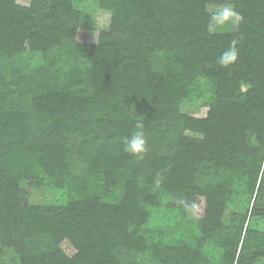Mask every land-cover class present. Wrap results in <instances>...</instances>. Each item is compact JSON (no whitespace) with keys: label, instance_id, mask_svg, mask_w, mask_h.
<instances>
[{"label":"trees","instance_id":"trees-1","mask_svg":"<svg viewBox=\"0 0 264 264\" xmlns=\"http://www.w3.org/2000/svg\"><path fill=\"white\" fill-rule=\"evenodd\" d=\"M97 3L103 29L74 0H0V264H262L264 0ZM223 3L235 33L207 28ZM137 120L143 158L122 150Z\"/></svg>","mask_w":264,"mask_h":264},{"label":"clouds","instance_id":"clouds-1","mask_svg":"<svg viewBox=\"0 0 264 264\" xmlns=\"http://www.w3.org/2000/svg\"><path fill=\"white\" fill-rule=\"evenodd\" d=\"M243 19L242 14L231 3H223L208 11L207 28L213 33L218 30L235 33L239 30ZM238 56V40L234 38L220 53L216 63L222 67H229L237 61ZM122 150L124 153L136 158H143L147 154L149 147L142 120H137L134 130L128 136L122 138ZM180 203L184 204L183 201H180ZM185 208L191 213L195 210V205H185Z\"/></svg>","mask_w":264,"mask_h":264},{"label":"rangeland","instance_id":"rangeland-1","mask_svg":"<svg viewBox=\"0 0 264 264\" xmlns=\"http://www.w3.org/2000/svg\"><path fill=\"white\" fill-rule=\"evenodd\" d=\"M97 1L98 0H74V5L77 9L81 10L84 13L87 19V26H94L95 28L103 29L110 26L112 14L110 11L101 8L98 5ZM95 34V32H84L81 35L85 37V39H93L92 37ZM41 58V54L38 53L28 52L22 55L23 62L30 68L36 66V64L38 63V61L41 60ZM201 102L202 101L184 102L180 106V112L182 114L197 113L200 109ZM29 192L30 198L34 203L54 204L64 200L65 198V193L57 191L54 188H31ZM165 201H168V199H166ZM165 201L164 203H166ZM233 208L234 206L230 205L229 209L227 210V213H229ZM261 223L260 226H263V223L262 225ZM262 264H264V262Z\"/></svg>","mask_w":264,"mask_h":264}]
</instances>
